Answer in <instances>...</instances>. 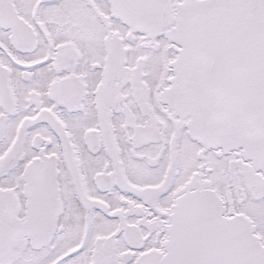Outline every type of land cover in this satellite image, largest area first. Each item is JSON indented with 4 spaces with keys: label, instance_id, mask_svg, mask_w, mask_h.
<instances>
[{
    "label": "snow or ice",
    "instance_id": "snow-or-ice-1",
    "mask_svg": "<svg viewBox=\"0 0 264 264\" xmlns=\"http://www.w3.org/2000/svg\"><path fill=\"white\" fill-rule=\"evenodd\" d=\"M0 264H264V0H0Z\"/></svg>",
    "mask_w": 264,
    "mask_h": 264
}]
</instances>
